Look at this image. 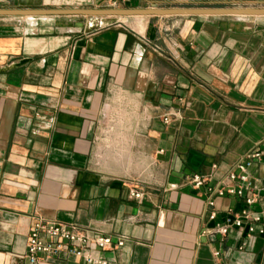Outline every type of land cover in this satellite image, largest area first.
<instances>
[{"label": "crops", "instance_id": "0c3cea01", "mask_svg": "<svg viewBox=\"0 0 264 264\" xmlns=\"http://www.w3.org/2000/svg\"><path fill=\"white\" fill-rule=\"evenodd\" d=\"M154 5L264 0L111 6ZM107 6L0 0L1 8ZM132 17L0 15V264H88L74 255L29 263L38 217L123 238L104 251L108 264H216L218 249L224 264H264V234L217 230L246 205L232 195L208 205V186L264 140V16L154 15L134 28ZM125 148L123 168L142 162L138 178L119 171ZM250 167L264 194V159ZM195 172L207 176L200 188ZM133 186L140 200L129 196ZM250 209L264 220V204Z\"/></svg>", "mask_w": 264, "mask_h": 264}, {"label": "built area", "instance_id": "2783aa9c", "mask_svg": "<svg viewBox=\"0 0 264 264\" xmlns=\"http://www.w3.org/2000/svg\"><path fill=\"white\" fill-rule=\"evenodd\" d=\"M111 5H117L121 0H107ZM166 121L167 117L164 118ZM264 159V140L257 144L256 148L234 163L216 184L208 186L212 193L208 205L214 206V196H234L246 206L242 211L228 216L225 221L218 224V231L227 235L232 227L245 233L249 239L264 234L263 212L250 209V206L261 202L264 204V194H258L256 184L250 175V166ZM190 181L195 188H200L207 181V176L198 172L190 176ZM175 185V184H173ZM172 185V186H173ZM129 196L140 200L143 192L138 186L129 190ZM217 211L209 213L210 219H215ZM124 244V239L114 240L111 235L104 233L91 234L73 223L46 220L38 217L30 230L25 258L29 263H35L43 258L74 255L82 258L88 264H108L109 259L104 251ZM216 264H224L221 250L214 251Z\"/></svg>", "mask_w": 264, "mask_h": 264}, {"label": "water", "instance_id": "95a60500", "mask_svg": "<svg viewBox=\"0 0 264 264\" xmlns=\"http://www.w3.org/2000/svg\"><path fill=\"white\" fill-rule=\"evenodd\" d=\"M101 15V16H168V15H244L264 16V6H140V7H35L1 8L0 15Z\"/></svg>", "mask_w": 264, "mask_h": 264}, {"label": "rangeland", "instance_id": "374dc122", "mask_svg": "<svg viewBox=\"0 0 264 264\" xmlns=\"http://www.w3.org/2000/svg\"><path fill=\"white\" fill-rule=\"evenodd\" d=\"M136 20H141L140 19V17L139 18H132L131 19V21H129V24L131 25V27H135V24L134 23H136ZM120 138V137H119ZM142 163L140 160H137V159H135L133 162H132V164H134L133 166H132V168H130V167H124L123 168V165L121 166L122 168L121 169H119V171H120V173H127V174H130V177L132 178V176L134 177V178H138L139 177V175L137 174L138 172H140V169H137L136 168V165H135V163ZM130 169V171H127V170H129ZM141 169H142V167H141ZM141 177H143V176H141Z\"/></svg>", "mask_w": 264, "mask_h": 264}, {"label": "bare ground", "instance_id": "6f19581e", "mask_svg": "<svg viewBox=\"0 0 264 264\" xmlns=\"http://www.w3.org/2000/svg\"><path fill=\"white\" fill-rule=\"evenodd\" d=\"M136 17H144L146 18L147 16H144V15H140V16H133L132 18H136ZM126 139V138H125ZM119 142V141H118ZM123 142V141H122ZM120 143V142H119ZM123 145V144H122ZM129 155V148H125V149H122L119 151V165H122L124 164L123 161H125V159L127 158V156ZM104 158L106 159L107 156H104ZM118 158V156H117ZM115 160V159H114ZM118 160V159H117ZM132 166V165H131Z\"/></svg>", "mask_w": 264, "mask_h": 264}]
</instances>
